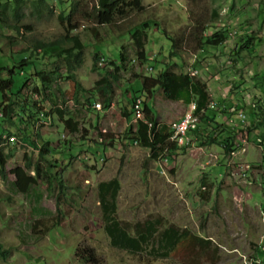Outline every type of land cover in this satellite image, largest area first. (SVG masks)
Segmentation results:
<instances>
[{"label": "rangeland", "instance_id": "374dc122", "mask_svg": "<svg viewBox=\"0 0 264 264\" xmlns=\"http://www.w3.org/2000/svg\"><path fill=\"white\" fill-rule=\"evenodd\" d=\"M31 1L25 0L20 9L21 17L16 22L12 0H0V3L9 4L0 22V66H11L23 56H29L35 41H53L66 33L67 21L61 22L58 14L69 13L71 3L68 0H46L52 13L44 9L40 17L31 14ZM95 1L78 0L72 14L75 27L71 34L78 35L84 45L82 62L73 73L82 87L91 89L97 79L111 70L105 62L118 58L121 47L128 58L126 69L119 73L120 78L113 85L109 109H90L84 116H76L74 109L86 103L88 95L79 93L80 104L76 103L74 83L65 78L69 74L66 62L43 58L41 54L34 60L36 70L57 69L62 78L51 90L53 103L37 94L32 99L46 112H52L53 107H67L79 123L78 131L71 133L55 114L51 120L29 129V139L38 133V145L47 141L51 155L65 164L62 170L65 189L60 195L55 183L49 185L43 178L37 180L35 192L41 198L39 206L47 210L46 215H42L35 211L38 206L33 199L12 195L0 179V244L8 250L5 259L0 257V264H91L81 258L80 252L76 254L77 250L87 247L93 248L100 264H251L250 260H258L260 264L263 257L259 250L264 246V166L260 164V157L248 156L246 162L252 168L246 177L237 167L238 163L245 162L243 157L233 171L225 174V166L220 163L229 160L228 156L218 145L203 146L196 140L202 139L201 132L208 129L209 119L195 133V146L181 149L179 157L173 156L170 170L166 169L164 174L159 173L146 149L130 140L120 143L119 139L123 138L128 125L121 110L124 105L130 108L127 102L132 95H141V77L156 75L166 64L176 72L201 68L195 75L202 82L211 81L212 87L223 90L230 86L228 93L232 91L233 101L242 102L249 121L257 105L264 104V0H142L144 9L141 12H129L124 17L116 15L111 24H97L90 16ZM16 24L28 28H21L17 33L11 28ZM135 29H143L146 33L145 61L135 55V44L130 36ZM220 29L226 32L222 44L215 47L202 43ZM168 37L176 40V49L171 48L172 41ZM248 38L252 39L249 44ZM243 43L254 48L243 50L240 48ZM96 54L104 61L103 64L97 61L93 68ZM150 56H153L152 61ZM148 65L153 67L151 72L147 71ZM5 74L4 71L1 75ZM213 75L219 78L210 80ZM21 83L22 78L16 76L13 90ZM34 85L36 83L31 81L25 90L31 91ZM213 97L215 95L210 102H217ZM140 98L148 103L149 96ZM93 101L102 106L97 95ZM186 102H172L159 89L151 105L157 107L159 117L163 114L166 121H171L184 112ZM240 113L244 114L238 111ZM209 115L221 123L228 119L219 106ZM259 115L254 117L260 119ZM1 130L4 140L0 146L4 145V152L10 155L6 165L8 171L22 166L25 155L33 163L39 161L38 150L31 141L23 143L14 136V123L0 120ZM99 132L111 134L114 142L97 144ZM250 132L248 153L257 150L262 154L259 145L253 142L258 132ZM214 133L224 136L217 130ZM10 140L15 144H9ZM215 151H219L217 156L221 154L218 160L213 157ZM246 152L247 149L241 156ZM207 160L214 173L206 176V188L201 187L202 181L211 170L202 174L200 166ZM41 163L46 165L43 160ZM115 176L121 185L117 198L119 219L135 222L162 218L159 230L164 235L152 244L151 253L131 255L109 244L96 184ZM8 177L12 179L13 175ZM249 180H252L251 185H248ZM253 192L257 193L250 199ZM57 208L62 211V218L55 225ZM184 229L211 239L212 245L205 252L198 246L188 247L190 238L183 234ZM172 232L173 237H178L175 242L170 240ZM36 235L40 238L30 239ZM214 246H217L216 252L212 251Z\"/></svg>", "mask_w": 264, "mask_h": 264}, {"label": "trees", "instance_id": "16d2710c", "mask_svg": "<svg viewBox=\"0 0 264 264\" xmlns=\"http://www.w3.org/2000/svg\"><path fill=\"white\" fill-rule=\"evenodd\" d=\"M58 1L62 2V0ZM68 1L71 3L69 13L67 15H64V13L58 14L59 20L61 22L65 20L68 24L64 36L47 42L37 40L33 43V52H31V54L35 53L34 55L29 53V56H23L21 60L14 62L11 66H0V120L8 121L11 124L14 123L16 126V133L14 135L16 139L23 143L30 140L32 146L37 149L39 153V161L36 163H33L31 158L25 155L26 160L22 166L14 167L8 171L6 165L10 155L9 153L4 152V145L0 146V179L12 195L21 194L29 199H33L38 206L35 208V211L42 215H46L47 210L39 206L41 198L37 196L35 192L37 180L39 178H43L49 185H51L52 182L55 183L59 188V193L61 195L65 189V181L62 176V170L64 169L65 164L62 161H57V159L51 155L52 150L50 149L47 141H43L41 145H38V133H35L33 139H29L30 130L33 127H37L39 124L44 123L46 120H51L52 114H55L57 119L64 124V126H66L71 133L78 131L79 123L73 116L70 115L71 112L67 109V107H53L52 112H46L39 107L36 100L32 99V97L37 94L50 99L53 103L54 101L50 98L52 95L51 90L53 89L55 83L62 78L57 69L54 71L36 70L34 60L41 54L43 58H55L66 62L69 74L65 76V78L72 80L74 83L76 103L80 104L78 98L79 93L88 95L85 100L86 103L78 105V109L75 108L73 111V114L76 116H84L85 112H89L90 109L97 110L94 107V103L96 102L93 101L96 95L99 97L103 108H107L111 105L110 101L113 93V85L120 78L119 73L123 69H126V62L128 59L124 49H122L123 47H121L118 52V58L113 60L109 59L105 62L106 64L108 63V67H110L111 70L107 71L104 75L97 79L91 89H85L82 87L80 81L76 79L73 71L82 62L84 45L80 41L78 35L71 34V30L75 27L72 23V14L76 8L78 0ZM96 1L93 4L92 15L90 16H92L97 24H111L116 15L124 17L129 12H141L144 9L142 0ZM12 2L14 4L12 8L13 16L16 19V22H18L21 17L20 9L25 3V0H12ZM8 6V3H0V22H3L2 18L5 16V11ZM44 9L48 10L49 13H52V7L49 6L46 0L31 1L32 15L40 17ZM11 28L19 33V29L23 28L26 30L28 26H19L16 24ZM130 36L135 44L136 57L140 61L147 60L144 49V39L146 37L145 31L143 29H135L130 33ZM168 38L172 41L171 48L176 49V40L171 37ZM225 39L226 32L220 29L214 31L210 36L206 37L205 41L202 43L216 47L222 44ZM251 41L252 39L248 38V41L246 42L249 44ZM66 43H71V45L67 46ZM248 44L243 43L240 48L243 50H251L254 48L252 45ZM171 54L177 55L174 51H171ZM103 59V57H99L96 54L94 56L95 63H93V68H96L97 61L100 60L99 62L103 63ZM4 71L6 74L1 75ZM190 72L191 70L176 72L170 68V65L166 64L163 68L159 69L156 75L141 77L142 84L140 96H150L157 90L161 89L164 97L168 100H186V104L192 101L195 102L196 112L199 113L200 122L197 130L193 131L194 136L195 133L199 131V126L206 123V120L209 119V125H207L208 129L202 130L201 133L203 137L202 139L196 138L197 142L203 146L216 144L222 149V153L225 156H229L231 152L235 150V144L239 142V138L242 136L241 133L243 130L242 128L239 129L238 127H235L236 125H239V122L234 121V123H231V126H229L227 125L228 119L226 122L224 121L221 123L220 121L212 119L207 115L208 110L211 112L216 110V108H207V104L210 101L208 87L206 83L202 82L196 75H191ZM16 76H20L22 78V83L18 89L14 91L13 85L15 83ZM31 81H34L36 85H34L31 91L25 90L27 88V84ZM57 90L58 92L60 91L59 89ZM136 98H138L137 95H132L130 100L127 102L128 105L130 104V108L124 105L121 110V114L128 122V125L124 131L123 138H120L119 142L123 143L130 140L133 143L135 141L138 146L147 150L150 158L154 162L157 161L161 154H164V156L172 159L171 151L174 150L176 145L170 141V127L167 123H161L154 117L151 107L145 103V101H142V104L146 121L137 120L136 122H133L134 117H132V103ZM140 99L142 100V98ZM218 106L222 108L227 116L230 114L225 106ZM239 110L245 114V111L238 107V111ZM258 111L264 115V104L257 105L255 111L253 112L254 116H258L260 114ZM254 116H249V121H247L245 129L247 131L248 141L250 137L249 134L251 133L250 131L253 130L256 133L258 132L256 136L257 141L254 139L253 142L258 144L262 149L260 164L264 166V116L261 117L259 115L261 117L260 119H258L259 117L256 119ZM96 127L97 126L94 128ZM256 129L258 130L256 131ZM216 130L221 132V134H224V136H217V133H214ZM2 132L3 130L0 132V143L4 140L1 137ZM112 137L113 136L109 133L99 132V140L97 139V144H112V141L114 142ZM68 147L70 149L71 145L69 144ZM42 160L45 161L46 165H42ZM95 160H97L96 157ZM9 174L13 175L12 179H9ZM120 188L121 185L117 176L108 180L99 181L96 184V193L103 221V229L109 238V244L111 247L125 251L131 255L147 252L151 253L153 248L152 244L158 239L160 240L164 235L163 231L159 230V226L162 224V218H147L142 221L135 222L119 219L117 217V198ZM56 212L57 215H55V218L57 221L54 223L55 225H57L62 218V211L59 208H57ZM170 226L174 228V225ZM182 232L184 235L189 236L190 241L188 247L190 248L198 246L201 251L205 252L212 245L211 239L195 235L188 229H184ZM173 234V232L170 234V240L175 242L178 240V237H173ZM39 238L40 235H36L32 236L30 239L37 240ZM212 251L216 252L217 246H214ZM259 252L263 257L260 264H264V249H260ZM78 253L85 262L100 264L93 248L87 247L81 251L77 250L76 254ZM7 254L8 250L3 249L0 244V257L5 259Z\"/></svg>", "mask_w": 264, "mask_h": 264}, {"label": "built area", "instance_id": "2783aa9c", "mask_svg": "<svg viewBox=\"0 0 264 264\" xmlns=\"http://www.w3.org/2000/svg\"><path fill=\"white\" fill-rule=\"evenodd\" d=\"M149 60H153V56L149 57ZM103 64V63H101ZM153 70V67L148 65L147 71L151 72ZM191 75H195L197 73L196 70H192ZM94 107L97 110H100L102 108L101 104L98 102L94 103ZM218 107V102H208L207 108L209 109H215ZM230 114L228 115V124L231 126L232 121H239V129L242 128L243 132L241 133L242 136L239 138V142L235 144V150L231 152V154L227 157L230 159L229 164L234 166L238 162H233L231 159L237 155V153H244L247 146H248V139H247V131L245 129V125L248 121L246 112L245 114H238V106L237 105H231L227 107ZM132 117H134V122L137 120L146 121L144 117V111H143V104L142 100L138 97L136 98L132 103ZM199 113L196 112V103L195 102H189L186 105V108L182 115L170 122V141L173 142L176 146L179 147H190L194 143V130H197V127L199 125ZM136 144V142H133ZM9 144H15L13 140H10ZM104 159V158H103ZM101 159V161L103 160ZM155 163L158 165V171L160 174H164L166 172V169L169 168V158L167 156H164V154H161L157 161ZM239 166L240 174L242 176L247 175V172L251 171V165L248 162L244 163H238L237 167ZM233 171V170H231ZM234 173V172H233ZM204 190V189H203ZM264 249V246H262ZM251 264H258L260 261L258 260H250Z\"/></svg>", "mask_w": 264, "mask_h": 264}, {"label": "crops", "instance_id": "0c3cea01", "mask_svg": "<svg viewBox=\"0 0 264 264\" xmlns=\"http://www.w3.org/2000/svg\"><path fill=\"white\" fill-rule=\"evenodd\" d=\"M201 68H199V69H196V71H197V73H198V71L200 70ZM205 69H208L207 67L205 68ZM219 77H218V75H213L211 78H210V80H217ZM211 82V81H210ZM210 82L208 81V82H206V84H207V86H208V94H209V97H210V100L212 99V96L213 95H215V97H213V99H216V101L219 103V105H221V106H227V107H229L230 105H237L239 108H241V109H243L244 110V105L242 104V102L240 101V100H238L237 99V101L235 100V101H233V99L235 98V97H233L232 95H233V93H232V91L230 92L231 94H229L228 92V90H229V87L227 88V90H223V89H219L218 87H212V84H210ZM128 93V91L126 92V94ZM155 94V93H154ZM154 94L153 95H150L149 96V99H148V105L151 107V109H152V111H153V114H154V117L157 119V120H159V122H161V123H167L168 125L170 124V122H172L173 120H175V119H177V118H179L180 116H177L176 118H174L173 120H171V121H166L165 120V116L163 115V117H162V115H160V117L158 116V110H157V107H155V106H153V105H151V101L154 99ZM224 94V95H223ZM225 97H226V101H224V99H225ZM231 98V99H230ZM172 102H173V100H171ZM176 103H179V101H175ZM244 102H246V101H244ZM247 103V102H246ZM248 104V103H247ZM187 105V104H186ZM112 105H110L109 107H107L108 109L111 107ZM175 105H173L172 106V108H171V110H173V107H174ZM186 108V107H185ZM104 110V109H103ZM103 110H101V111H103ZM185 110V109H184ZM209 113H210V110H208L207 111V115L208 116H210L209 115ZM158 118H160V119H158ZM247 118H248V114H247ZM194 138H195V136H194ZM193 146H195V143H193V145L192 146H190V147H179V146H176L175 148H174V150H172L171 151V155H172V157L174 156H177V157H179V154L181 153V149H187V148H193ZM260 147V146H259ZM219 148V147H218ZM247 152H246V154H243V156H241V153H237V155L235 156V157H233L232 159H231V161H233V162H238V160L239 159H245V162L248 160V156L250 157V158H257V157H260V160H261V155L262 154H259V152L257 151V150H249V153H248V146H247ZM260 150H262L261 149V147H260ZM222 151V150H221ZM218 152L219 151H215V154L213 155V157L216 159V160H218V156H220L221 154H219L218 156H217V154H218ZM209 153H211V151H209ZM221 153V152H220ZM205 154H202V156H204ZM240 155V156H239ZM237 156H239L238 158H237ZM243 157V158H242ZM258 159H256V161H257ZM259 160V161H260ZM172 161H173V159H169V165H172L171 163H172ZM229 161H230V159L228 160V159H224V161L222 162V163H220V164H224V166H225V174L227 173V174H229V172L231 171V170H234V167L235 166H232V165H230L229 164ZM168 165V166H169ZM209 161L207 160V161H204L203 163H201V166H200V168H201V173L202 174H205L208 170H211L212 168H210L209 166ZM216 165H218V164H216ZM215 164H213L212 166H216ZM156 166H158L157 164H156ZM168 170H170V168H168ZM205 172V173H204ZM210 173H214L212 170H211V172H209L208 174H206L205 176H204V178H203V181H202V183H203V185H201V187H204L205 186V178H206V176H208V175H210ZM216 176V175H215ZM226 183V182H225ZM252 184V180H249L248 181V185H251ZM206 187V186H205ZM207 188V187H206ZM257 192H253V193H251V196H250V199H254V196H255V194H256ZM200 194H202L203 195V193L201 192ZM206 194V193H205ZM208 194V193H207ZM260 253V252H259Z\"/></svg>", "mask_w": 264, "mask_h": 264}, {"label": "bare ground", "instance_id": "6f19581e", "mask_svg": "<svg viewBox=\"0 0 264 264\" xmlns=\"http://www.w3.org/2000/svg\"><path fill=\"white\" fill-rule=\"evenodd\" d=\"M97 2V1H96ZM240 111V110H239ZM241 114V113H240ZM235 122H238V121H235Z\"/></svg>", "mask_w": 264, "mask_h": 264}]
</instances>
